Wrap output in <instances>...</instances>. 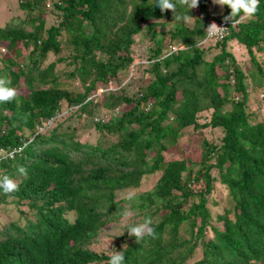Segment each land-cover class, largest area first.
I'll list each match as a JSON object with an SVG mask.
<instances>
[{
	"label": "trees",
	"instance_id": "1",
	"mask_svg": "<svg viewBox=\"0 0 264 264\" xmlns=\"http://www.w3.org/2000/svg\"><path fill=\"white\" fill-rule=\"evenodd\" d=\"M16 1V20L0 24V78L17 91L0 103V178L19 186L0 189V264H107L115 250L124 264H264V120L252 122L246 109L252 89L262 87L264 100V0L253 17L225 21L211 58L212 45L200 46L212 38L209 19L224 21L230 9L210 0L188 10L190 25L173 18L185 9L161 13L156 0ZM161 18L171 28L158 29ZM144 27L155 43L144 86L133 95L107 90L95 101L90 93L132 62L133 35ZM233 43L249 55L246 71ZM49 53L54 62L41 68ZM57 62L81 90L63 87ZM122 104L128 109L113 115ZM63 105L69 115L93 117L101 107L109 117L47 127ZM189 126L221 128L219 144L193 133L185 154L180 138ZM90 127L95 138L84 136ZM174 147L180 153L167 157ZM214 167L226 186L221 212L211 209L219 207ZM152 174L153 185L136 193L138 218L129 224L151 217L155 238L136 243L123 224L111 247L92 248L104 227L120 223L121 191Z\"/></svg>",
	"mask_w": 264,
	"mask_h": 264
},
{
	"label": "rangeland",
	"instance_id": "2",
	"mask_svg": "<svg viewBox=\"0 0 264 264\" xmlns=\"http://www.w3.org/2000/svg\"><path fill=\"white\" fill-rule=\"evenodd\" d=\"M209 1V0H208ZM210 4H212V0H210ZM218 9L222 10L221 6H217ZM128 8H130V4H128ZM211 10L212 5H211ZM219 12H221L220 10H218ZM20 12L17 10V1L16 0H0V24L4 25L5 21H8L11 18V15L13 18H11V20H16L15 16H17ZM47 15V14H46ZM18 17V16H17ZM52 19V14L49 13L48 17H47V22H50ZM153 21H155V19H153ZM165 22L164 18L161 19H156V23H157V28L161 29L162 31H166L169 28H171V23L172 21H168L167 22V27H163L162 23ZM193 20L192 18H188L187 20V24H192ZM217 24V23H216ZM151 33L152 31L149 30L147 31V28L144 27L142 28V30L133 35V39L134 42L130 47V52H131V56L133 57V60L131 63H129L122 71H120L117 75L116 79H111V81H109V84H107L106 86L103 85H98L95 89L94 92L90 93V97H93L95 101L98 100V96H100V93H107L109 91L112 92H119V88L123 87L125 88V90H123V92L125 91V93H127V95H133V93L137 92L138 89L140 87L144 86V80H147L149 78V74L147 72H143L144 68L147 66L148 64V50L150 48H152L155 43L154 40L151 38ZM212 38L205 40L204 42H202V44L200 46L202 47H208L210 45H212L211 49L209 52L206 53V57L207 58H211L213 54L218 52V48L213 46L215 39V36H210ZM214 40V41H213ZM227 48H229V43L227 42ZM164 45L166 44V39L163 43ZM177 45V44H175ZM169 46L168 48L171 50L176 49V46ZM168 48H164L163 47V53L165 54L167 53L169 50ZM231 50L234 52L235 54V58L238 61V63L240 64L241 68L246 71L247 68H251V62L249 60V55L246 53L245 48L242 45H238L233 43L231 45ZM27 51H24V53L26 54ZM55 56L51 53H49L43 60V62L40 64V67L43 68L44 66H46L47 64H49L50 62H54ZM53 71L55 72V74H60L61 78V82L63 84V87H67L66 85H70L72 88L71 89H78L81 90L80 87V83L78 81V79H74L72 82L70 80H65L67 76V73H69V66L63 64V62H57V65L54 67ZM248 82H250V79H248ZM253 87L252 85H249V90H251ZM108 90V91H107ZM253 92L251 93L250 97H249V104L246 107L248 113H252V117L250 118L252 122H257L260 120H264V100L262 97V87H258L255 89H252ZM107 91V92H106ZM66 107L63 105L61 107V110L58 111V119H57V123L55 122L54 124H47V127L52 128L55 124L58 125V123H61V127H59L60 129H64L63 127L69 128V127H78V125L86 120L87 124H89L90 120H98L101 119L102 120H107V118L109 117V111L108 112H104L105 110L102 109L101 107H98L97 110L94 111V115L93 117L90 116H85L82 117L83 115H79L77 113H72L69 115V110L70 109H65ZM148 107H145V109H147ZM128 109L127 104H122L119 107H117L115 109V113L113 115L115 116H119L120 111H124ZM55 120V119H54ZM53 120V121H54ZM205 119L198 117V121L200 123H202ZM49 123V122H48ZM184 131L186 132L184 135L181 136L180 138V142L182 143L183 146H186L185 149V154H189V152H191L190 150V146H187V144H190V136L194 133L195 135H199L202 134L203 136L207 137L210 141L214 142L215 144H219L220 141V137L222 136V131L221 128H211V127H206V128H202L201 131L200 129L193 130L192 126L186 127L184 129ZM88 133H85L84 136H86V134H89L91 136V138H95V131L94 129H92L91 127L88 129L87 131ZM179 149L181 150V147H179ZM180 150H177L175 147L169 151L166 152V156H171L173 154H179ZM214 160H211L210 162H213ZM210 173L212 174V176H215L216 178V182L214 181V185L215 187L219 188V191H217V200L219 203V207H211L213 212H221V206H223V204H225V200H224V196H223V192L226 188L225 185H223L221 182L218 181L217 176L219 175V172L217 170V168H212ZM154 177L155 174H152L151 176L148 177H144L143 179H141L140 181V185L138 187L132 188V189H126V190H122L120 195H123L125 193L128 192H133V193H139L141 191H144L145 189L150 188L153 183H154ZM138 216L133 215V217L128 221V224L130 222H132L134 219H137ZM125 224L123 221V218L121 219L119 224L116 225H107L106 227H104L103 233L99 238V242L96 244L92 245V248L96 249V250H106L109 247H111L113 245V238L115 235H117L118 233H122V231H120L117 226L119 225H123ZM126 225V224H125ZM219 226V225H218ZM208 233H209V229H208Z\"/></svg>",
	"mask_w": 264,
	"mask_h": 264
},
{
	"label": "clouds",
	"instance_id": "3",
	"mask_svg": "<svg viewBox=\"0 0 264 264\" xmlns=\"http://www.w3.org/2000/svg\"><path fill=\"white\" fill-rule=\"evenodd\" d=\"M212 3L221 7L227 6L230 9V12L227 16L223 17L224 21H217L212 18L209 19L206 30L210 36L222 33L224 34L228 28L225 27V21H230L232 24L238 22L235 19L236 17H239L240 20L253 17L257 13L260 6V0H212ZM154 6L159 8L161 13L171 11L173 14L177 12V7L179 6L185 9V13L177 14L173 18L177 22H186L189 18V15L187 14L188 10L197 8L199 6V0H156V4ZM213 15L215 16V14ZM221 23H224V27L218 26ZM219 38L220 37L215 39L218 40ZM9 84L10 81H8L7 78H0V103L11 102L17 97L16 89L10 87ZM48 122V124H50L52 120H49ZM18 172L24 177H27L28 175L27 170L22 166L18 168ZM18 187V184L11 178L7 176L0 178V189H2L4 193L16 191L18 190ZM122 199L127 207L117 209V213L122 216L123 221L126 224L128 236L133 237L136 243H139L145 237L155 238V230L152 226L153 220L151 217H145L143 221L139 223L128 224V221L134 215L132 205L136 202V193H125L123 194ZM124 261L125 257L123 252L115 250L108 257L107 264H124Z\"/></svg>",
	"mask_w": 264,
	"mask_h": 264
},
{
	"label": "built area",
	"instance_id": "4",
	"mask_svg": "<svg viewBox=\"0 0 264 264\" xmlns=\"http://www.w3.org/2000/svg\"><path fill=\"white\" fill-rule=\"evenodd\" d=\"M218 26H222V27H224V23H221L220 25H218ZM223 34V33H222ZM222 34H218V35H213V36H215V38H218V37H221L222 36Z\"/></svg>",
	"mask_w": 264,
	"mask_h": 264
}]
</instances>
